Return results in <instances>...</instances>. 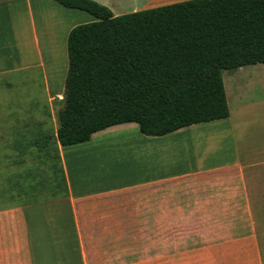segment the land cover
<instances>
[{"label": "crops", "instance_id": "crops-1", "mask_svg": "<svg viewBox=\"0 0 264 264\" xmlns=\"http://www.w3.org/2000/svg\"><path fill=\"white\" fill-rule=\"evenodd\" d=\"M96 1L110 7L115 15L162 5L155 4L156 0ZM128 3L133 4L132 9ZM95 19L86 10L56 0H0V75L26 72L34 78L37 72L48 104V118L42 121L6 118L5 107L0 105V264H264V240L257 235L255 224L252 233L242 236L178 245L183 237L166 235L163 223L166 208L175 212V217L181 215L180 203L166 204L158 198L157 209L145 214L147 223H158L153 227L156 233L144 237L151 238L147 243L152 245L134 255L132 251L122 255L120 248L108 251L111 247L95 243L97 236L83 216L86 203L92 200L142 186H165L218 165L237 164L247 201L255 205L250 191L258 188L264 192V139H257L251 148L235 140L232 158L201 166L190 142L183 148L179 143L187 127L150 136L141 132L137 122H123L94 132L85 142L62 145L57 141L68 195L11 199L15 181L14 176H6L7 170L26 159L51 158L47 155L52 150L50 144L38 141L47 133H56L60 125L68 34L75 25ZM27 92L32 93L30 88ZM244 157L253 159L250 169L243 165ZM256 205L260 210L252 208V218L264 220V198Z\"/></svg>", "mask_w": 264, "mask_h": 264}, {"label": "trees", "instance_id": "trees-1", "mask_svg": "<svg viewBox=\"0 0 264 264\" xmlns=\"http://www.w3.org/2000/svg\"><path fill=\"white\" fill-rule=\"evenodd\" d=\"M95 20L67 38L65 101L50 144L52 197L69 193L57 141L137 122L160 136L230 116L223 70L264 63V0H184L115 15L96 0H56Z\"/></svg>", "mask_w": 264, "mask_h": 264}, {"label": "rangeland", "instance_id": "rangeland-1", "mask_svg": "<svg viewBox=\"0 0 264 264\" xmlns=\"http://www.w3.org/2000/svg\"><path fill=\"white\" fill-rule=\"evenodd\" d=\"M179 1L184 0H156L155 4ZM131 7L133 4L129 5V9ZM29 75L26 72L0 75V105L5 107L6 118L32 121L48 118V104L42 93L39 74L35 72L34 78H29ZM223 79L230 117L189 125L178 138L182 148L190 142L201 166L232 158L235 140H240L242 147L251 148L257 139H264V63L225 69ZM59 87L57 85V90ZM29 88L32 93L27 92ZM242 163L250 169L253 159L244 157ZM53 165L52 158H35L26 159L13 170H7L6 176H14L15 181L10 192L14 198L11 199L34 200L50 196L49 176ZM237 167V164L218 165L194 176L175 179L165 186H142L92 200L86 203L83 214L85 224L97 236L93 239L95 243L111 247L108 251L120 248L118 251L122 255L126 251H132V255L140 254L143 248L152 245L147 243L152 239L144 237L156 233L153 227L158 223H147L145 214L148 210L157 209L159 198L164 199L166 204L175 202V205H181L178 217L166 208V222L163 223L166 235L179 234L183 237L182 243L178 244L180 246L242 236L252 233L254 224L257 235L264 240V220L254 221L250 213L252 208L260 210L256 204L264 198V192L252 189V200L256 204L249 205ZM106 255L113 256L110 252Z\"/></svg>", "mask_w": 264, "mask_h": 264}, {"label": "built area", "instance_id": "built-area-1", "mask_svg": "<svg viewBox=\"0 0 264 264\" xmlns=\"http://www.w3.org/2000/svg\"><path fill=\"white\" fill-rule=\"evenodd\" d=\"M59 99H62L63 97L62 96H58Z\"/></svg>", "mask_w": 264, "mask_h": 264}]
</instances>
